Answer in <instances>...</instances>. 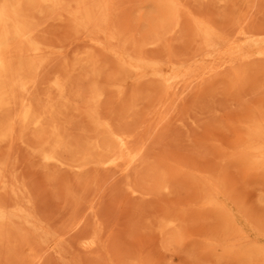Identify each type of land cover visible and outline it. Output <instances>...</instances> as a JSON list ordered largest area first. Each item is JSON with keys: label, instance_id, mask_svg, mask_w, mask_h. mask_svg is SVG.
Instances as JSON below:
<instances>
[{"label": "rangeland", "instance_id": "374dc122", "mask_svg": "<svg viewBox=\"0 0 264 264\" xmlns=\"http://www.w3.org/2000/svg\"><path fill=\"white\" fill-rule=\"evenodd\" d=\"M160 1L112 0L110 22L123 52L189 70L167 88L120 69L66 18L35 14L54 50L47 69L60 71L57 50L74 49L115 74L95 106L73 77L83 99L68 111L69 132L94 134L95 107L111 128L147 142V161L127 179L112 167L45 162L37 149L47 138L33 127L0 141V197L21 212L22 229L0 233V264H264V153L247 149L264 144V0H176L170 10Z\"/></svg>", "mask_w": 264, "mask_h": 264}, {"label": "bare ground", "instance_id": "6f19581e", "mask_svg": "<svg viewBox=\"0 0 264 264\" xmlns=\"http://www.w3.org/2000/svg\"><path fill=\"white\" fill-rule=\"evenodd\" d=\"M158 5L170 10L175 8L176 0H161ZM111 7L112 0H0V141L13 142L18 134L33 127L38 137L47 138L45 147L37 149L45 162L80 170L90 165L112 167L127 179L131 171H138L147 161V142L136 141L133 134L111 128L100 120L95 107L87 110L94 134L69 132L71 120L66 116L83 99L81 83L91 89L87 100L95 106L103 95L102 88L115 85V74H106L108 65L98 57L74 49L57 50L61 70L50 71L46 66L54 50L37 35L42 22L36 21L35 14L43 15L45 20L66 18L71 32L116 59L120 69L127 67L140 75L157 76L166 88L170 81L189 74L188 69L168 70L161 61L133 58L120 50V34L110 22ZM74 76L81 83H75ZM171 100L168 95L161 104L167 105ZM247 149L264 153V144L254 142ZM5 183L0 172V189ZM206 202L211 199L206 198ZM20 213L10 212L0 197V233L21 231L15 222ZM84 224L75 220L71 229L79 231ZM94 243L90 239L85 245Z\"/></svg>", "mask_w": 264, "mask_h": 264}]
</instances>
